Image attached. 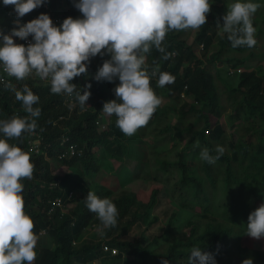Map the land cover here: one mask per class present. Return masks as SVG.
<instances>
[{
  "label": "trees",
  "instance_id": "16d2710c",
  "mask_svg": "<svg viewBox=\"0 0 264 264\" xmlns=\"http://www.w3.org/2000/svg\"><path fill=\"white\" fill-rule=\"evenodd\" d=\"M219 1L210 2L207 22L193 29L191 43L187 42L189 29L170 30L162 41L164 52L153 45L143 53L150 74L158 66L174 81L160 87L159 73L151 77L150 85L160 103L131 136L116 125L115 115L100 128L103 104L116 99L114 88L119 84L118 79H94L104 60L110 58L107 53L90 58L87 72L72 80L76 91L91 84V95L83 107L75 94L51 92L50 82L15 77L0 82V120L14 116L35 119L37 126L31 132L40 136L39 151L34 152L29 149V141L35 137L31 132L19 138L0 133L27 152L34 164L32 177L21 181L24 210L34 222L33 231L37 235L44 231L52 246L40 248L32 264L95 260H103V264H187L193 247L212 253L216 264L243 255L254 264H264V249L250 248L253 238L246 231L250 212L264 203V0H254L259 4L252 17L257 42L251 48L232 47L220 24L234 0ZM46 3L47 8L42 5L20 20L26 23L47 13L60 17V22H54L60 25L69 16H82L73 0ZM13 7L0 0V31L5 34L16 27ZM219 31L222 35L215 43ZM25 85L39 96L33 105L40 109L38 117H31L16 99V91ZM222 115L231 124L238 120L231 134L222 130ZM62 135L67 136V144L75 145L74 155L59 156L64 150L59 145ZM168 144L170 149H166ZM218 145L224 149L222 154L216 150ZM205 148L218 156L215 163L201 159ZM105 159L114 172V184L108 188L103 181L92 189L91 177ZM126 159L135 161L129 167L134 172L120 184L116 174ZM58 167L65 170L54 172ZM139 179L150 181L149 187L126 189ZM88 191L116 205L114 226L104 228L97 214L87 208ZM56 198L63 205L70 201L76 205L64 212L54 203ZM256 200L260 204L253 202ZM182 217L186 218L183 226ZM91 226L96 228L91 230ZM151 227L156 229L149 235L147 228ZM134 229L139 233L128 237Z\"/></svg>",
  "mask_w": 264,
  "mask_h": 264
},
{
  "label": "clouds",
  "instance_id": "9594fccd",
  "mask_svg": "<svg viewBox=\"0 0 264 264\" xmlns=\"http://www.w3.org/2000/svg\"><path fill=\"white\" fill-rule=\"evenodd\" d=\"M45 2L2 0L3 5L14 6L17 19L16 27L9 33L0 31V67L17 80L33 74L48 80L51 92L66 93L69 97L75 94L83 107L91 95V84L76 91L77 85L72 80L87 72L90 58L107 53L110 58L104 60L94 79L108 82L118 79L119 84L114 88L116 99L105 102L102 111L115 115L116 125L128 136L148 122L160 103L150 85L151 77L159 73L160 87L174 81L171 74L160 72L158 66L150 74L144 66L143 53H148L153 45L164 52L162 41L168 31L199 28L206 24L211 11L210 0H73L81 17L69 16L56 25L49 14L40 13L20 23V18ZM258 7L254 0H234L224 14L220 25L232 47L255 46L252 17ZM29 36L31 40L27 44L14 41V37L28 40ZM16 99L31 117L40 115V109L33 107L39 96L27 85L16 91ZM36 126L35 119L14 116L0 120V133L7 138H19L24 132L34 131ZM216 150L221 154L224 151L219 145ZM200 156L209 164L218 159L207 148ZM33 170L30 155L0 137V264H32L36 258L39 237L33 231L32 218L24 210L21 182L22 178H31ZM85 202L104 228L117 223L118 210L110 199L88 191ZM246 231L252 238H264V203L250 212ZM187 264H216V260L212 253L193 247ZM241 264H254V261L249 257Z\"/></svg>",
  "mask_w": 264,
  "mask_h": 264
},
{
  "label": "rangeland",
  "instance_id": "374dc122",
  "mask_svg": "<svg viewBox=\"0 0 264 264\" xmlns=\"http://www.w3.org/2000/svg\"><path fill=\"white\" fill-rule=\"evenodd\" d=\"M212 1H217V3H219L220 1L219 0H210V2ZM229 1V0H228ZM189 29V33H186L187 34V42L188 43H191L192 42V39H193V28H188ZM222 34L220 33H217V35L214 37L215 39V43H217V38L219 36H221ZM257 47H259V45H257ZM226 67V66H225ZM26 79H31V80H36V81H45V82H48L46 81L45 79H41L37 76H35L34 74L33 75H30L29 77H27ZM111 120V116L102 112L100 117H99V123H100V128H104V126L110 122ZM238 120L235 119L234 123L236 124ZM219 122L220 124L222 125V130L226 132V134H231V132L234 130V125L235 124H231L229 123V121L227 120V118L222 115L219 119ZM234 140L236 139V136H233ZM232 139V137H231ZM230 139V140H231ZM171 144H168L166 146V149H170ZM185 159H187V154L184 156ZM102 165L100 167V170L97 174H95L94 176L91 177V181L93 182V188L92 189H97L100 187V185H103L102 183H104L103 181H106L107 182V185L108 186H105V187H108L110 188L112 186V184H114V172L108 167V160H103L101 161ZM124 163L125 165H123L124 167L121 168L117 174H116V177L119 178V182L120 184H123L125 181H126V178H128L129 176H132L133 174V170L130 171L129 167H134L135 165V161H132V160H124ZM53 164V163H52ZM128 169V170H127ZM63 169L62 167H58L57 169H54V172L58 173V172H63ZM150 185V181L148 180H142V179H139L138 182H135V183H132L128 186H126V189L127 190H132V191H137L139 189H147ZM94 191V190H93ZM240 192H238L237 189H233V194L237 195L238 198L241 197L240 195H238ZM245 201V200H244ZM255 203H258L260 204L259 202L256 201H253ZM76 202H67L66 204H62L60 203L59 207L61 208L62 211L64 212H68L70 210H72L74 207H75V204ZM158 211V210H157ZM159 214V221H161V224L164 223V220L162 219L161 215H160V212H158ZM154 215H156V213H154ZM191 214H188L186 216V218H188ZM186 218H181L182 221H179V222H182V226L184 225V222L186 221ZM93 228H96V226H91V230H93ZM156 228L154 227H151V228H147V233L150 235V232H154ZM137 230V228H136ZM135 229H134V232H130L128 234V237H132L134 236L135 234H138L139 232H137ZM160 232V231H159ZM38 242H37V245H36V248H35V251L36 253L40 250V248L42 247H46V246H52V242L50 240V238L48 237V235L44 232V231H41L39 234H38ZM161 234L159 236V239H160ZM163 240H161V243H162ZM163 244L166 245V243L163 241ZM259 248L261 247L262 249H264V238H260V239H255L253 238L251 240V244H250V248ZM246 258H249V257H246ZM245 259V256L243 255L242 257L239 256V257H235V258H232L230 260V263L227 262V264H241L242 260ZM77 264H81V263H77ZM87 264H103V260H95L94 262H91V263H87Z\"/></svg>",
  "mask_w": 264,
  "mask_h": 264
},
{
  "label": "built area",
  "instance_id": "2783aa9c",
  "mask_svg": "<svg viewBox=\"0 0 264 264\" xmlns=\"http://www.w3.org/2000/svg\"><path fill=\"white\" fill-rule=\"evenodd\" d=\"M43 6H44V8H47L48 4L45 2V4ZM50 17L52 18L53 22H60L61 21L60 17H56V16H50ZM20 23L23 24V22L21 20H20ZM55 24H58V23H55ZM30 40H31V36H29L28 40H21L18 37H14V41L16 43L27 44ZM0 73H4V74H6L5 76H7L6 78L4 76H0V82L2 83L4 81H6L8 83L10 80V78H9L10 76L7 75V73L2 69V67H0ZM46 81H48V80H46ZM70 101H71V99H70ZM33 136H35V137L29 141V149L33 150L34 152H38L39 151L40 136L37 133H33ZM66 141H67V136L62 135L60 140H59V145L64 150L60 153V155H59L60 157H65L68 155H74L77 151L75 149L74 144H71V143L67 144ZM54 203L56 205H60L61 201H60V199L56 198L54 200ZM104 248L106 249L107 247H104ZM111 251H112V253H115L116 249H112Z\"/></svg>",
  "mask_w": 264,
  "mask_h": 264
}]
</instances>
